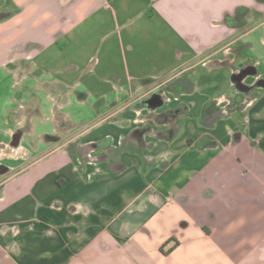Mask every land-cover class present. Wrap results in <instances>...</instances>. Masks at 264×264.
I'll list each match as a JSON object with an SVG mask.
<instances>
[{
	"label": "crops",
	"instance_id": "obj_1",
	"mask_svg": "<svg viewBox=\"0 0 264 264\" xmlns=\"http://www.w3.org/2000/svg\"><path fill=\"white\" fill-rule=\"evenodd\" d=\"M246 3L6 0L0 64L35 44L68 108L51 150L0 164V264H264V85L237 89L253 75L226 21ZM80 85L97 120L69 111ZM16 119L3 150L34 130Z\"/></svg>",
	"mask_w": 264,
	"mask_h": 264
},
{
	"label": "rangeland",
	"instance_id": "obj_2",
	"mask_svg": "<svg viewBox=\"0 0 264 264\" xmlns=\"http://www.w3.org/2000/svg\"><path fill=\"white\" fill-rule=\"evenodd\" d=\"M238 1H244L250 5L238 8L228 22L236 28L235 38L244 33L234 49L241 53L240 57L250 58L259 63L260 69L264 73V0ZM227 2L229 3V1ZM12 52L14 59L19 53L26 55V62L22 64L20 59H15L6 65L0 64V144L6 143L7 145L12 142L13 135L10 131L17 125V116L26 117L28 122L34 125V130L29 132L26 139L14 150H3L0 146V156L2 155L0 164L18 169L29 164L30 159L41 156L44 149L49 151L54 147V143L47 142L44 137L47 134L56 133L54 110L59 103L58 95L61 92L57 86L55 74L51 71H44L37 65L35 56L39 54L40 50L35 44L18 39ZM230 71V67H221L217 70L221 77H227ZM82 87L84 86L67 88L69 89L68 98L74 105V107H70L69 111L76 117V120L84 119V117L92 118V120L98 119L99 113L93 109L96 104L94 96L78 102L76 91H84ZM66 99L65 95L60 100L63 101L65 110L68 108ZM97 109L102 111V108L98 106ZM14 152L21 154L13 156Z\"/></svg>",
	"mask_w": 264,
	"mask_h": 264
},
{
	"label": "flooded vegetation",
	"instance_id": "obj_3",
	"mask_svg": "<svg viewBox=\"0 0 264 264\" xmlns=\"http://www.w3.org/2000/svg\"><path fill=\"white\" fill-rule=\"evenodd\" d=\"M253 60L242 58L240 57L236 63V66L238 67V71L236 72V76L238 77H247L248 75H253L251 78L253 79L252 83L249 85H240L236 86L237 89H242L245 93H251L254 91L257 87L264 85V73H262L260 68L253 67ZM4 169L3 167H0V170Z\"/></svg>",
	"mask_w": 264,
	"mask_h": 264
},
{
	"label": "water",
	"instance_id": "obj_4",
	"mask_svg": "<svg viewBox=\"0 0 264 264\" xmlns=\"http://www.w3.org/2000/svg\"><path fill=\"white\" fill-rule=\"evenodd\" d=\"M150 103L153 105V107L156 109L159 106L164 105L165 101L161 99L159 95H155L151 100Z\"/></svg>",
	"mask_w": 264,
	"mask_h": 264
},
{
	"label": "trees",
	"instance_id": "obj_5",
	"mask_svg": "<svg viewBox=\"0 0 264 264\" xmlns=\"http://www.w3.org/2000/svg\"><path fill=\"white\" fill-rule=\"evenodd\" d=\"M5 2H6V0H0V8L3 7V5H5ZM238 11H239V10H238ZM230 18H231V17L228 16V17L226 18V21L229 22ZM177 245H178V242L175 241V242H174V246L172 247V249H174ZM172 249H171V250H172ZM161 250H162V252H163L164 254L168 253V252L165 251V245L162 246ZM171 250H170V251H171Z\"/></svg>",
	"mask_w": 264,
	"mask_h": 264
}]
</instances>
